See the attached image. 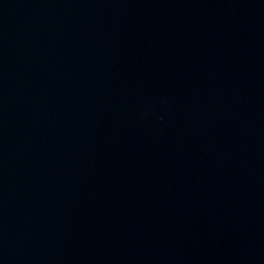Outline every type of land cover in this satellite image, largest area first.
I'll use <instances>...</instances> for the list:
<instances>
[{
	"label": "water",
	"instance_id": "1",
	"mask_svg": "<svg viewBox=\"0 0 264 264\" xmlns=\"http://www.w3.org/2000/svg\"><path fill=\"white\" fill-rule=\"evenodd\" d=\"M0 264H264V0H0Z\"/></svg>",
	"mask_w": 264,
	"mask_h": 264
}]
</instances>
